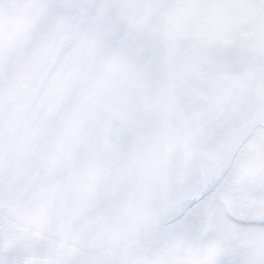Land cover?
<instances>
[{"label": "snow or ice", "instance_id": "obj_1", "mask_svg": "<svg viewBox=\"0 0 264 264\" xmlns=\"http://www.w3.org/2000/svg\"><path fill=\"white\" fill-rule=\"evenodd\" d=\"M0 264H264V0H0Z\"/></svg>", "mask_w": 264, "mask_h": 264}]
</instances>
